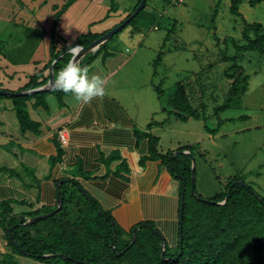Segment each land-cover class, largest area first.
<instances>
[{
  "label": "crops",
  "instance_id": "crops-1",
  "mask_svg": "<svg viewBox=\"0 0 264 264\" xmlns=\"http://www.w3.org/2000/svg\"><path fill=\"white\" fill-rule=\"evenodd\" d=\"M7 1L5 8L0 0V87L17 91L23 90L30 76L44 70L50 61L54 14L66 0ZM110 2H73L56 27V51L73 44L81 33L110 30L134 9L138 0L123 9L118 0L114 8ZM141 27L134 25L126 34L113 36L108 42V54L99 46L87 53L88 62H82L85 55L80 60L90 75L104 79L103 96L86 103L65 93L60 102L55 93L47 90L43 96L46 105H34L35 97L26 99L29 118L37 123V129L22 128L15 101L0 95V203L9 201L11 214L55 208L58 185L76 179L125 232L140 222L151 223L171 251L175 250L180 237V182L161 159L140 163L150 152V139L138 137L136 131L158 136L157 149L166 153L189 144L173 139L179 133L177 125H186L193 117L181 121L169 114L174 93L165 105L153 86L160 66L157 75L151 74L150 61H143L137 54L139 49L128 46L127 39H133ZM164 35L159 37L160 43ZM50 68L43 71L44 77L49 76ZM172 117L181 122H173ZM62 129L68 136L65 144L58 139ZM171 133L173 139L165 144ZM58 148L62 149L61 158L53 162ZM195 151L198 145L193 155ZM184 152L191 153L189 149ZM116 154L118 157L111 159ZM15 257L19 264H47L22 254Z\"/></svg>",
  "mask_w": 264,
  "mask_h": 264
},
{
  "label": "trees",
  "instance_id": "trees-1",
  "mask_svg": "<svg viewBox=\"0 0 264 264\" xmlns=\"http://www.w3.org/2000/svg\"><path fill=\"white\" fill-rule=\"evenodd\" d=\"M75 1L66 0L55 12L51 29V59L44 70L30 76L23 90L47 83L49 76L44 77L43 71L53 64L54 73H58L71 59V53L67 51L69 46L56 51L55 31L61 15ZM245 1L250 6H255L263 0H231L230 12L242 16L240 4ZM140 2L141 0H138L134 9L125 18ZM147 3L148 0L144 8L127 25L143 12L146 18L156 19L153 13L145 12ZM218 6L219 2L212 18L213 37L217 44L231 42L238 52L250 50L264 53V25L261 22H249L242 16L240 31L241 38L245 41L243 44L231 35L220 38L215 31ZM176 23L174 20L165 39L174 34ZM107 31L109 30L101 33H81L73 44L87 46ZM112 38L102 43L99 50L103 49L108 54L107 46ZM64 51L66 52L60 56ZM163 54L164 51L161 49L153 62L154 75L157 74L156 68L162 63ZM223 55L226 60L232 61V64L224 70L225 76L230 79L226 97L222 104L213 109L217 115V128L224 123V119L218 114L240 101L242 94L249 88L250 79L245 67L239 62L238 54L229 57L224 53ZM87 57L86 54L82 62H88ZM41 77L43 78L39 80ZM162 83L161 80L159 84H153L158 97L164 93V89L160 87ZM176 85L169 114L181 121H187L190 117L205 120L204 104L194 106L186 85L181 80ZM51 91L62 102L65 93L55 88ZM46 92L12 96L22 128L37 129L38 126L30 120L24 100L35 97L34 105H46L43 98ZM217 128L211 129L206 126V130L213 134ZM136 132L138 137L148 136L150 139V152L140 159V163L143 165L147 160L161 159L180 182L183 211L180 215L179 236L182 235V239L179 237V243L174 251H171L164 241L165 258H162L161 244L164 237L151 223L140 222L131 228L129 236L123 237L125 231L113 216L102 210L76 179H68L60 186L62 207L45 219L29 223L34 216L50 212L56 207L47 208L43 212L31 211L13 215L9 201L0 203V227L5 232V239L10 248L2 253L0 264H19L15 254L26 255L47 264H261L264 261V197L240 178L230 181L222 192L209 197L202 196L196 189V171L195 168L192 169V158L184 152L189 149L193 155L197 144L179 146L174 150L177 153L174 151L160 153L157 149L160 140L158 136L144 131ZM61 154L62 149L58 148V154L53 158V162L58 161ZM115 157H118V154L113 155L111 159ZM122 166L128 170L125 163ZM223 201L225 202L221 203ZM76 205L79 207L75 209ZM72 211L76 212L73 218ZM120 229L123 232L119 237Z\"/></svg>",
  "mask_w": 264,
  "mask_h": 264
},
{
  "label": "rangeland",
  "instance_id": "rangeland-1",
  "mask_svg": "<svg viewBox=\"0 0 264 264\" xmlns=\"http://www.w3.org/2000/svg\"><path fill=\"white\" fill-rule=\"evenodd\" d=\"M109 1L111 8L117 7V0ZM131 1L118 0L122 9ZM3 2L8 8V1ZM218 2L215 31L220 38L231 35L240 44L245 43L240 31L242 16L249 22L257 21L264 25V0L255 6H250L247 1L241 3L242 16L230 12L231 0H148L145 12L153 13L156 19L146 18L143 12L120 32L124 35L131 26H142L133 39H127L128 46L139 49L137 54L142 56L143 61H150L151 74H154L153 62L158 52L165 50L162 63L157 67L159 75L154 78L155 84L163 81L160 85L164 89L161 100H165V105L180 80L188 86L193 104H204L205 120L190 118L186 125L179 123L175 129L179 132L177 138L173 139L171 133L165 140V144L173 139L177 143L198 145V151L193 156L195 164L192 160L197 192L209 197L225 190L234 178H240L264 197V53L250 50L238 52L231 42L217 44L213 37L212 18ZM174 20L177 21L174 34L165 41L164 37ZM162 34L165 35L160 43ZM223 53L228 57L238 54L239 62L250 79L249 88L240 101L218 114L224 123L217 128V115L213 109L226 97L230 79L225 76L224 70L232 64ZM53 74L55 77L57 73ZM158 104L161 103L158 101ZM172 121L181 122L175 118ZM206 126L217 128L216 133L208 132ZM75 215L74 211L72 218ZM122 232L120 229L119 237ZM126 234L129 236L124 232L123 237ZM2 247L10 249L5 232L0 227V257Z\"/></svg>",
  "mask_w": 264,
  "mask_h": 264
},
{
  "label": "clouds",
  "instance_id": "clouds-1",
  "mask_svg": "<svg viewBox=\"0 0 264 264\" xmlns=\"http://www.w3.org/2000/svg\"><path fill=\"white\" fill-rule=\"evenodd\" d=\"M67 51L71 53V59L55 75L53 87L64 93H72L78 101L86 103L103 96L104 79L97 74L90 75L88 69L77 62V57L82 51L81 45L72 44Z\"/></svg>",
  "mask_w": 264,
  "mask_h": 264
},
{
  "label": "water",
  "instance_id": "water-1",
  "mask_svg": "<svg viewBox=\"0 0 264 264\" xmlns=\"http://www.w3.org/2000/svg\"><path fill=\"white\" fill-rule=\"evenodd\" d=\"M146 4V0H141L140 4L137 6V8L127 17L125 18L123 21H121L119 24H117L116 26H114L113 28H111L109 31H107L105 34H103L101 37L93 40L89 45L87 46H83L81 45L82 51H81V57L86 55L87 53L97 49L102 43H104L105 41H107L109 38L113 37L115 34H117L118 32H120L124 27L127 26V24L129 23V21L135 17L138 12L144 8ZM66 51L62 52L60 54L63 55ZM54 70H53V65L50 68L49 71V80L47 81V83L40 85L38 87L32 88V89H27V90H17V91H11V90H7L4 88L0 87V95H4V96H22V95H30V94H34L36 92H42V91H47V90H52L53 84H54ZM187 154H189V156L192 158L193 163L195 164V159L193 158V155L190 152H186ZM65 181V180H64ZM194 181V178H193ZM58 191H57V206L54 210L47 212V213H43L37 216H34L31 219V222L37 221V220H42L45 219L46 217L56 213L61 207H62V197H61V193H60V186L58 185ZM225 201L221 202L224 203ZM183 211V202H181V214ZM9 233L10 236L12 238V233H11V228H9ZM182 239V235L180 236ZM161 255L162 258H165L164 255V240L161 244ZM22 252H25L24 250H22Z\"/></svg>",
  "mask_w": 264,
  "mask_h": 264
},
{
  "label": "built area",
  "instance_id": "built-area-1",
  "mask_svg": "<svg viewBox=\"0 0 264 264\" xmlns=\"http://www.w3.org/2000/svg\"><path fill=\"white\" fill-rule=\"evenodd\" d=\"M67 132L65 131V129H62L58 132V139L60 141L61 144H65L67 142Z\"/></svg>",
  "mask_w": 264,
  "mask_h": 264
},
{
  "label": "bare ground",
  "instance_id": "bare-ground-1",
  "mask_svg": "<svg viewBox=\"0 0 264 264\" xmlns=\"http://www.w3.org/2000/svg\"><path fill=\"white\" fill-rule=\"evenodd\" d=\"M81 58V54L77 57V61Z\"/></svg>",
  "mask_w": 264,
  "mask_h": 264
}]
</instances>
